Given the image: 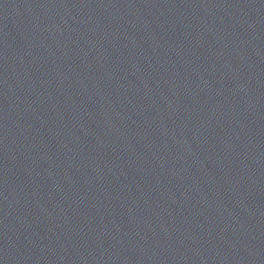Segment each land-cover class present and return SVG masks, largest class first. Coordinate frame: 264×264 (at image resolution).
Returning <instances> with one entry per match:
<instances>
[{"label":"water","instance_id":"water-1","mask_svg":"<svg viewBox=\"0 0 264 264\" xmlns=\"http://www.w3.org/2000/svg\"><path fill=\"white\" fill-rule=\"evenodd\" d=\"M0 264H161L97 0H0Z\"/></svg>","mask_w":264,"mask_h":264}]
</instances>
